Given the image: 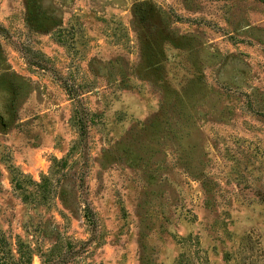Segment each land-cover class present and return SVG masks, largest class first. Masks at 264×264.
Masks as SVG:
<instances>
[{
    "label": "rangeland",
    "instance_id": "obj_1",
    "mask_svg": "<svg viewBox=\"0 0 264 264\" xmlns=\"http://www.w3.org/2000/svg\"><path fill=\"white\" fill-rule=\"evenodd\" d=\"M0 264H264V0H0Z\"/></svg>",
    "mask_w": 264,
    "mask_h": 264
}]
</instances>
